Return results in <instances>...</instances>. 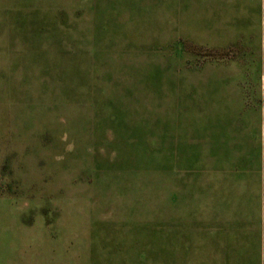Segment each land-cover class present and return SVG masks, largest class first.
<instances>
[{
  "label": "rangeland",
  "instance_id": "374dc122",
  "mask_svg": "<svg viewBox=\"0 0 264 264\" xmlns=\"http://www.w3.org/2000/svg\"><path fill=\"white\" fill-rule=\"evenodd\" d=\"M260 154L264 0H0V264H171Z\"/></svg>",
  "mask_w": 264,
  "mask_h": 264
},
{
  "label": "crops",
  "instance_id": "0c3cea01",
  "mask_svg": "<svg viewBox=\"0 0 264 264\" xmlns=\"http://www.w3.org/2000/svg\"><path fill=\"white\" fill-rule=\"evenodd\" d=\"M253 158L255 162L252 163L251 185L260 186L257 192H252V197H241L239 202L248 204L251 208L255 206L254 211L257 215L254 216L251 213L252 216L246 214L244 217L241 216L242 218L232 220L218 218L215 222L220 223L219 227L202 233L189 232L188 240L182 243L178 240L176 233H173L171 264H264V217L262 213L264 154L258 156V161L256 156L253 155ZM218 212V216L221 217L219 210ZM222 222L234 224V227L222 228L224 226Z\"/></svg>",
  "mask_w": 264,
  "mask_h": 264
}]
</instances>
